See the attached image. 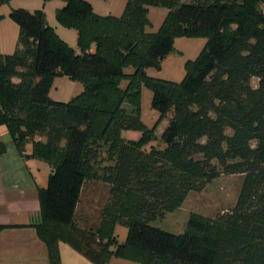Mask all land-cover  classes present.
Masks as SVG:
<instances>
[{
	"label": "trees",
	"instance_id": "trees-1",
	"mask_svg": "<svg viewBox=\"0 0 264 264\" xmlns=\"http://www.w3.org/2000/svg\"><path fill=\"white\" fill-rule=\"evenodd\" d=\"M61 1L55 17L75 30L76 49L43 9L16 7L8 13L15 48L0 52V126L23 157L50 168L34 226L48 264H61L60 241L93 264L113 255L142 264H264V0H126L120 16L98 15L86 0ZM149 7L167 9L155 32L145 30ZM195 35L207 41L184 62L180 82L147 75L173 57L176 36ZM58 76L82 90L54 100ZM141 82L152 92L154 126L167 121L159 138L139 117ZM232 174L243 179L229 210L190 217L181 234L151 225L189 192ZM95 179L108 185L109 200L97 226L85 229L76 208ZM117 221L128 224L122 243Z\"/></svg>",
	"mask_w": 264,
	"mask_h": 264
},
{
	"label": "rangeland",
	"instance_id": "rangeland-1",
	"mask_svg": "<svg viewBox=\"0 0 264 264\" xmlns=\"http://www.w3.org/2000/svg\"><path fill=\"white\" fill-rule=\"evenodd\" d=\"M92 6L94 13L98 15L120 16L123 12L126 0H86ZM61 0H7L0 4V52L12 53L18 35L17 25L10 19L8 13L11 8L23 7L28 10L43 9L48 24L55 33L64 40L73 49L77 48L76 32L71 26H66L58 22L55 17L56 8L61 7ZM167 9L164 7H149L147 12L148 24L146 31L155 32L159 29ZM207 41L204 35L195 36H176L174 40L175 54L172 58L164 59L160 63V69L149 68L146 70L148 76L159 79H166L180 82L185 74L184 62L187 59H193L202 49ZM125 73L133 72L131 65L123 67ZM257 80L252 79L253 86ZM128 84L127 78H122L119 82L121 88ZM82 90L81 84L63 76L55 77L51 94L76 95ZM140 90V120L147 128H153L157 138H159L167 121L163 120L158 126H154L155 120L152 114L157 113L151 109L150 100L152 92L143 82L139 84ZM158 145L162 146L159 141ZM108 156V155H106ZM40 161V160H39ZM47 166L46 162L40 161ZM242 175H220L209 182L203 189L191 191L188 193L182 205L171 213L152 222L151 225L173 234H181L186 230V223L190 217H200L212 219L217 213L229 210L235 203L238 196ZM109 200V187L101 180L95 179L87 181L84 184L81 198L76 211L77 224L85 229H94L100 219L101 209ZM128 230V224L124 222H115L114 236L118 243L125 241ZM88 262V261H85ZM70 264H85L81 260L70 261ZM93 264V263H86ZM107 264H142L138 260L124 259L113 255Z\"/></svg>",
	"mask_w": 264,
	"mask_h": 264
},
{
	"label": "crops",
	"instance_id": "crops-1",
	"mask_svg": "<svg viewBox=\"0 0 264 264\" xmlns=\"http://www.w3.org/2000/svg\"><path fill=\"white\" fill-rule=\"evenodd\" d=\"M50 96L65 102L73 95L53 96L50 91ZM0 139L5 144L0 154V226H4L0 230V264H48L44 243L34 226L41 220L38 188L45 187L50 168L41 160L23 157L4 125L0 126ZM30 150L27 144L26 153ZM59 253L61 264L77 260L91 263L63 241L59 242Z\"/></svg>",
	"mask_w": 264,
	"mask_h": 264
}]
</instances>
